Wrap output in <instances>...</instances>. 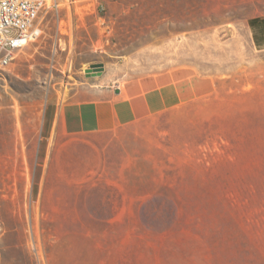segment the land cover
<instances>
[{"label":"rangeland","instance_id":"rangeland-1","mask_svg":"<svg viewBox=\"0 0 264 264\" xmlns=\"http://www.w3.org/2000/svg\"><path fill=\"white\" fill-rule=\"evenodd\" d=\"M50 2L0 75V135L23 107L33 193L45 172L70 234L55 264H264V0ZM166 81L169 106L100 152L59 132L82 83ZM0 264H40L1 212Z\"/></svg>","mask_w":264,"mask_h":264},{"label":"bare ground","instance_id":"bare-ground-1","mask_svg":"<svg viewBox=\"0 0 264 264\" xmlns=\"http://www.w3.org/2000/svg\"><path fill=\"white\" fill-rule=\"evenodd\" d=\"M23 113V107L17 106L13 124L9 121L8 113H4L7 117L4 120L7 121L6 125L1 124L0 212L18 249L34 246L38 251L40 264H55L59 258V250L65 244L63 241L68 239L69 234L66 232L65 237L62 235L60 218L56 212L50 211L45 172L37 197L33 193L36 177L29 159L32 152L27 150Z\"/></svg>","mask_w":264,"mask_h":264},{"label":"crops","instance_id":"crops-1","mask_svg":"<svg viewBox=\"0 0 264 264\" xmlns=\"http://www.w3.org/2000/svg\"><path fill=\"white\" fill-rule=\"evenodd\" d=\"M174 85L175 82L166 81L156 87L145 90L141 87L127 94L103 83H82L59 109V132L72 142H80L84 148L100 152L116 138L132 133V127L137 123L167 108L169 105L163 95L161 101L149 95L156 92L172 94ZM178 92H181L180 100L184 99L186 91L178 87ZM187 94L185 96L188 97Z\"/></svg>","mask_w":264,"mask_h":264},{"label":"built area","instance_id":"built-area-1","mask_svg":"<svg viewBox=\"0 0 264 264\" xmlns=\"http://www.w3.org/2000/svg\"><path fill=\"white\" fill-rule=\"evenodd\" d=\"M50 0H0V75L15 60L20 49L43 33L39 18L50 8Z\"/></svg>","mask_w":264,"mask_h":264},{"label":"water","instance_id":"water-1","mask_svg":"<svg viewBox=\"0 0 264 264\" xmlns=\"http://www.w3.org/2000/svg\"><path fill=\"white\" fill-rule=\"evenodd\" d=\"M103 69V64H93L88 72L91 73L94 71L95 73L100 74Z\"/></svg>","mask_w":264,"mask_h":264}]
</instances>
